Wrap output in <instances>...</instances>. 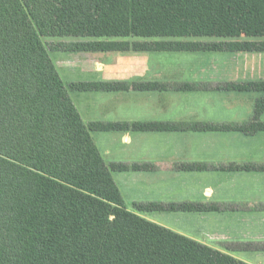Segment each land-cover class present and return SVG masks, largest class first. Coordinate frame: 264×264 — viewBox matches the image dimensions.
I'll list each match as a JSON object with an SVG mask.
<instances>
[{
    "label": "trees",
    "instance_id": "obj_1",
    "mask_svg": "<svg viewBox=\"0 0 264 264\" xmlns=\"http://www.w3.org/2000/svg\"><path fill=\"white\" fill-rule=\"evenodd\" d=\"M48 36L88 39L45 41ZM191 37L219 40L159 39ZM240 37H264V0H0V264H248L141 214L219 210L220 205L150 202L129 209L113 172L151 165L106 162L92 133L264 130V121L259 120L264 81L175 86L261 93L254 120L242 125L87 123L70 92L167 86L157 81L65 82L50 56L51 51L264 52V40Z\"/></svg>",
    "mask_w": 264,
    "mask_h": 264
},
{
    "label": "crops",
    "instance_id": "obj_2",
    "mask_svg": "<svg viewBox=\"0 0 264 264\" xmlns=\"http://www.w3.org/2000/svg\"><path fill=\"white\" fill-rule=\"evenodd\" d=\"M132 38V37H130ZM128 40H135V38ZM142 40V39H141ZM219 40L218 38L206 41ZM204 41V40H203ZM87 69L73 81H157L160 90L72 91L85 122H185L242 125L254 120L261 93L237 90H178L182 83L264 81V52L148 51L82 52ZM94 63L95 68H91ZM264 121V112L259 117ZM106 162L149 164L114 171L126 206L136 203L220 205L219 210H157L149 220L227 252L248 264H264V130L94 131ZM183 164H203L187 170ZM244 244L257 247L248 248ZM238 245V246H237Z\"/></svg>",
    "mask_w": 264,
    "mask_h": 264
},
{
    "label": "rangeland",
    "instance_id": "obj_3",
    "mask_svg": "<svg viewBox=\"0 0 264 264\" xmlns=\"http://www.w3.org/2000/svg\"><path fill=\"white\" fill-rule=\"evenodd\" d=\"M135 40H141V38L134 37ZM84 40L88 38H77V37H44L45 41H51V42H57V41H74V40ZM132 39V38H129ZM159 39H180V40H195V41H206V40H212L215 39L214 37H191V38H159ZM217 39V38H216ZM239 39H255V40H264L263 38H249V37H240ZM82 52H58V51H51L50 56L57 67L61 77L63 80L67 79H73V78H79L71 75H77L80 74L83 69H87L90 64H87L86 66H82L85 64V58H81L83 54ZM84 56V55H83ZM81 63V64H79ZM91 68H95L94 63H92Z\"/></svg>",
    "mask_w": 264,
    "mask_h": 264
}]
</instances>
